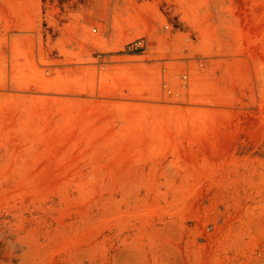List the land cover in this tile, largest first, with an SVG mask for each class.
<instances>
[{
  "label": "rangeland",
  "instance_id": "1",
  "mask_svg": "<svg viewBox=\"0 0 264 264\" xmlns=\"http://www.w3.org/2000/svg\"><path fill=\"white\" fill-rule=\"evenodd\" d=\"M0 264H264V0H0Z\"/></svg>",
  "mask_w": 264,
  "mask_h": 264
},
{
  "label": "built area",
  "instance_id": "2",
  "mask_svg": "<svg viewBox=\"0 0 264 264\" xmlns=\"http://www.w3.org/2000/svg\"><path fill=\"white\" fill-rule=\"evenodd\" d=\"M134 47L143 49L144 43L142 42V40L138 39L135 41Z\"/></svg>",
  "mask_w": 264,
  "mask_h": 264
}]
</instances>
